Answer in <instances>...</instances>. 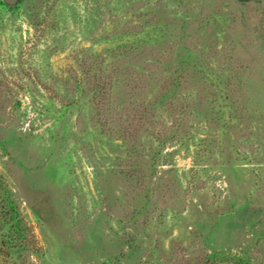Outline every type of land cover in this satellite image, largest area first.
Instances as JSON below:
<instances>
[{"label":"rangeland","instance_id":"374dc122","mask_svg":"<svg viewBox=\"0 0 264 264\" xmlns=\"http://www.w3.org/2000/svg\"><path fill=\"white\" fill-rule=\"evenodd\" d=\"M0 261L264 264V0H0Z\"/></svg>","mask_w":264,"mask_h":264},{"label":"water","instance_id":"95a60500","mask_svg":"<svg viewBox=\"0 0 264 264\" xmlns=\"http://www.w3.org/2000/svg\"><path fill=\"white\" fill-rule=\"evenodd\" d=\"M4 1H6L10 5H14L17 2V0H4Z\"/></svg>","mask_w":264,"mask_h":264},{"label":"trees","instance_id":"16d2710c","mask_svg":"<svg viewBox=\"0 0 264 264\" xmlns=\"http://www.w3.org/2000/svg\"><path fill=\"white\" fill-rule=\"evenodd\" d=\"M0 264H6V263L0 261Z\"/></svg>","mask_w":264,"mask_h":264}]
</instances>
